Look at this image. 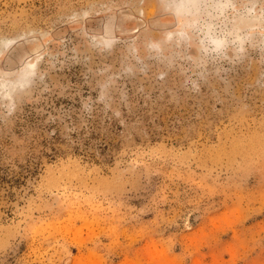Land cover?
I'll list each match as a JSON object with an SVG mask.
<instances>
[{
  "label": "rangeland",
  "instance_id": "374dc122",
  "mask_svg": "<svg viewBox=\"0 0 264 264\" xmlns=\"http://www.w3.org/2000/svg\"><path fill=\"white\" fill-rule=\"evenodd\" d=\"M79 263L264 264V0H0V264Z\"/></svg>",
  "mask_w": 264,
  "mask_h": 264
},
{
  "label": "bare ground",
  "instance_id": "6f19581e",
  "mask_svg": "<svg viewBox=\"0 0 264 264\" xmlns=\"http://www.w3.org/2000/svg\"><path fill=\"white\" fill-rule=\"evenodd\" d=\"M38 59V58H37ZM33 65V64H32ZM33 68V67H32ZM27 70V69H26ZM34 70V69H33ZM32 70V71H33ZM26 74V73H25ZM29 74V73H28ZM23 75V74H22ZM27 75V74H26ZM21 81H19V83L18 84H21V86L23 85V84H25V82H26V77L25 76H21ZM10 83V82H9ZM14 83V82H13ZM80 264V263H79Z\"/></svg>",
  "mask_w": 264,
  "mask_h": 264
}]
</instances>
